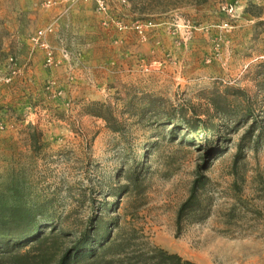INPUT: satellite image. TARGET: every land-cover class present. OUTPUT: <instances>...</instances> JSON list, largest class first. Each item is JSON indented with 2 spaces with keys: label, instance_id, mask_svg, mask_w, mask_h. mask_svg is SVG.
I'll return each mask as SVG.
<instances>
[{
  "label": "rangeland",
  "instance_id": "374dc122",
  "mask_svg": "<svg viewBox=\"0 0 264 264\" xmlns=\"http://www.w3.org/2000/svg\"><path fill=\"white\" fill-rule=\"evenodd\" d=\"M45 1L0 0V212L68 246L119 225L196 264H264V0L91 4L52 68L31 41ZM199 172L207 216L178 230Z\"/></svg>",
  "mask_w": 264,
  "mask_h": 264
},
{
  "label": "trees",
  "instance_id": "16d2710c",
  "mask_svg": "<svg viewBox=\"0 0 264 264\" xmlns=\"http://www.w3.org/2000/svg\"><path fill=\"white\" fill-rule=\"evenodd\" d=\"M97 107L103 106L97 104ZM247 110L245 116L253 117V111ZM96 116L110 122L106 115L99 113ZM190 128L198 132L197 127ZM256 128L255 120L249 134ZM208 181V177L199 172L188 199L179 209L178 230L186 221L201 222L207 216L202 193ZM96 230L95 227L83 232L73 245L68 246L69 235L40 223L33 210L5 207L0 212V264H196L159 247L134 244V230L127 234L119 225L111 226L103 235Z\"/></svg>",
  "mask_w": 264,
  "mask_h": 264
},
{
  "label": "crops",
  "instance_id": "0c3cea01",
  "mask_svg": "<svg viewBox=\"0 0 264 264\" xmlns=\"http://www.w3.org/2000/svg\"><path fill=\"white\" fill-rule=\"evenodd\" d=\"M56 1H58L57 5L53 9L47 10L48 17L44 21L45 26L52 25L53 27H54V23L56 24L58 22V24H56L58 25V27L57 29L55 28V32L52 35L48 36L49 42L52 45L53 44L56 45L55 43L56 39H60L61 41H67L68 39H70L69 37H71V34L73 32V24L75 23V19L84 21L85 17L86 18L88 17L87 16V14L89 13L88 11L91 8L90 6L91 4L80 3L77 6V8H79L78 10L77 8H74V6L72 9H67L68 5L66 4V2L63 1L61 2L60 0H56ZM55 19L57 20L55 22H52ZM34 51L35 49L32 50V52ZM39 51L41 52V54L43 53L41 50L37 49L36 54L39 53ZM32 68L33 71H31L30 68L27 70L28 74L25 75L26 82L27 80H29L30 82L31 80L32 81L38 80L36 64L32 65Z\"/></svg>",
  "mask_w": 264,
  "mask_h": 264
},
{
  "label": "built area",
  "instance_id": "2783aa9c",
  "mask_svg": "<svg viewBox=\"0 0 264 264\" xmlns=\"http://www.w3.org/2000/svg\"><path fill=\"white\" fill-rule=\"evenodd\" d=\"M63 2H66L71 5H75L77 3H85V4H92L94 5L96 11L102 15H106L108 12V4L109 0H62ZM44 5L47 8H51L55 5H57V2L55 0H46ZM145 25L137 24L136 29L139 31V33H143V28ZM152 26V23H148L146 27ZM54 32V27L47 26L45 28H41L34 33V35L31 37V41L34 45L38 46L45 52V66L52 68L59 65V61L56 59L55 54V48L52 47V45L48 42V36L51 35ZM64 56H68V52L63 50L62 51ZM13 61V59H11Z\"/></svg>",
  "mask_w": 264,
  "mask_h": 264
}]
</instances>
